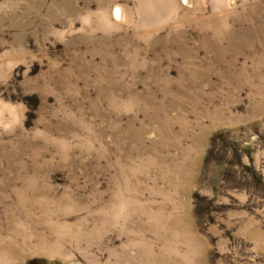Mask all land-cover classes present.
I'll return each mask as SVG.
<instances>
[{
	"label": "rangeland",
	"instance_id": "rangeland-1",
	"mask_svg": "<svg viewBox=\"0 0 264 264\" xmlns=\"http://www.w3.org/2000/svg\"><path fill=\"white\" fill-rule=\"evenodd\" d=\"M0 264H264V0H0Z\"/></svg>",
	"mask_w": 264,
	"mask_h": 264
}]
</instances>
